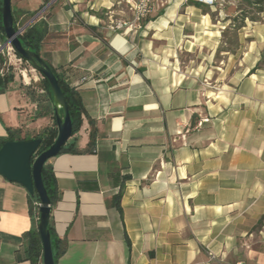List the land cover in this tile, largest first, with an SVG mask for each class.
Returning a JSON list of instances; mask_svg holds the SVG:
<instances>
[{
  "label": "crops",
  "instance_id": "1",
  "mask_svg": "<svg viewBox=\"0 0 264 264\" xmlns=\"http://www.w3.org/2000/svg\"><path fill=\"white\" fill-rule=\"evenodd\" d=\"M44 1L11 0L13 18L45 22L39 55L85 110L75 151L47 161L56 264H264V15L229 51L230 1L159 0L126 31L111 28L132 18L125 0ZM41 92L13 76L0 139L54 125ZM31 226L28 192L0 175V264H33Z\"/></svg>",
  "mask_w": 264,
  "mask_h": 264
},
{
  "label": "trees",
  "instance_id": "2",
  "mask_svg": "<svg viewBox=\"0 0 264 264\" xmlns=\"http://www.w3.org/2000/svg\"><path fill=\"white\" fill-rule=\"evenodd\" d=\"M50 0H45L44 4L48 3ZM196 4H201L197 1H194ZM211 16L212 20H215V16L217 15V10L212 12L209 8L203 10ZM35 12L31 13L30 16H33ZM264 15V0H239L236 5V14L233 17H226V19H230L229 25L222 32V39L229 47L231 45L236 46L237 40V31L244 25L245 20H249L252 22H258L261 20ZM14 24L17 27L16 20L14 19ZM18 28V27H17ZM46 33V24L44 21L39 20L35 23L28 25L19 35L18 38L22 44V46L34 53L39 54L40 47L43 41V38ZM6 36L4 33V29L2 26V10H1V0H0V41H5ZM228 48V47H227ZM231 51L230 48H228ZM54 75L58 79L59 86L63 95L65 96L68 113L70 116L71 124H72V135L76 133L82 123V116L85 114V110L83 108L81 99L77 91L70 87L63 77L53 68H51ZM13 80V75L11 73H7L5 75H0V92L4 91L7 88V85ZM42 87L47 92L50 100L52 101V94L50 91V86L48 81L45 78L41 79ZM54 125L52 127H47L42 130L39 134L33 137H21L20 131L18 129L11 130L7 129V137L0 139V147L7 141H18V140H31L33 138L41 139V144L38 148L36 154H39L46 148H48L54 141L57 135V127L55 123V118L53 116ZM94 139L90 138L89 145H93ZM75 151L74 144L66 143L60 153ZM59 153V154H60ZM41 178L44 185V188L47 192L50 206L51 208L56 204L59 199V193L56 187L55 177L52 171V167L47 161L44 163L41 170ZM28 202H29V212L31 215L32 226L23 235V239L26 242V251L27 257L31 260L33 264L38 262H42V244L40 241L39 232L37 229V222L39 216V199L37 194L29 195L28 194ZM48 229L50 232V240H51V249L52 255L55 264L57 263V259L65 250V244L61 239H59L53 228L51 218L48 221Z\"/></svg>",
  "mask_w": 264,
  "mask_h": 264
},
{
  "label": "water",
  "instance_id": "3",
  "mask_svg": "<svg viewBox=\"0 0 264 264\" xmlns=\"http://www.w3.org/2000/svg\"><path fill=\"white\" fill-rule=\"evenodd\" d=\"M1 10L6 43H11L15 51L49 83L57 135L53 143L39 154H36L41 144L39 138L5 142L0 147V175L10 182L23 186L29 195L37 194L39 199L37 229L42 244V263L55 264L48 229L52 208L42 182L41 170L44 163L57 156L62 147L68 142L72 136V124L65 96L51 67L39 54L25 49L18 38V35L27 25L20 28L15 26L11 0H1Z\"/></svg>",
  "mask_w": 264,
  "mask_h": 264
},
{
  "label": "built area",
  "instance_id": "4",
  "mask_svg": "<svg viewBox=\"0 0 264 264\" xmlns=\"http://www.w3.org/2000/svg\"><path fill=\"white\" fill-rule=\"evenodd\" d=\"M188 1V0H185ZM206 5L222 3L224 0H193ZM128 5L132 18L131 20L118 21L111 27L112 29L132 30L140 28V23L144 20L155 8L159 5V0H125ZM22 32V31H21ZM37 70L25 61L13 48L11 43L0 41V75L11 73L13 76H18L22 84L28 85L31 81L39 80V77H34ZM40 74V73H39ZM42 79V75L40 74ZM85 77H83V80ZM39 206V203L37 204ZM36 264H43L38 262Z\"/></svg>",
  "mask_w": 264,
  "mask_h": 264
},
{
  "label": "rangeland",
  "instance_id": "5",
  "mask_svg": "<svg viewBox=\"0 0 264 264\" xmlns=\"http://www.w3.org/2000/svg\"><path fill=\"white\" fill-rule=\"evenodd\" d=\"M228 1H230L231 2V4H233V5H229L230 6V8H227V12L229 13H231V11L233 10V8L234 7H236V5H237V1H239V0H225V3H223V6H225L226 4L228 5ZM217 16V15H216ZM230 23V22H229ZM223 48H225V47H223ZM228 48H230L231 49V51H233L234 49H235V46L234 45H231L230 47L228 46ZM33 76L34 77H39V80H37V81H31V83L30 84H28L27 85V87L29 88V91L30 92H38V95H43L44 94V92H41V91H43V87H42V83H41V78H40V74H39V72L37 71L36 72V74H33ZM40 99V98H39ZM41 99H42V97H41Z\"/></svg>",
  "mask_w": 264,
  "mask_h": 264
}]
</instances>
